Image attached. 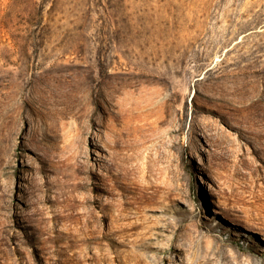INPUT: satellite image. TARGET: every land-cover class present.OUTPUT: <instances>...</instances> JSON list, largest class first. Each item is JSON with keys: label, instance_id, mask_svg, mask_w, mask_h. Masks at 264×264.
Segmentation results:
<instances>
[{"label": "rangeland", "instance_id": "rangeland-1", "mask_svg": "<svg viewBox=\"0 0 264 264\" xmlns=\"http://www.w3.org/2000/svg\"><path fill=\"white\" fill-rule=\"evenodd\" d=\"M261 236L264 0H0V264H264Z\"/></svg>", "mask_w": 264, "mask_h": 264}, {"label": "bare ground", "instance_id": "bare-ground-1", "mask_svg": "<svg viewBox=\"0 0 264 264\" xmlns=\"http://www.w3.org/2000/svg\"><path fill=\"white\" fill-rule=\"evenodd\" d=\"M175 94V93H174ZM174 98V97H173ZM170 99V98H169ZM173 100V99H172ZM90 102H92V103H94V104H97V100H96V98L93 96V97H91V100H90ZM81 111V110H80ZM180 114V113H179ZM88 115H90V114H88V113H86V112H81V113H79L78 114V118H84V117H87ZM182 119V118H181ZM181 122V121H180ZM213 213H217V210L216 209H213ZM260 240H262V241H264V236H261L260 237Z\"/></svg>", "mask_w": 264, "mask_h": 264}]
</instances>
